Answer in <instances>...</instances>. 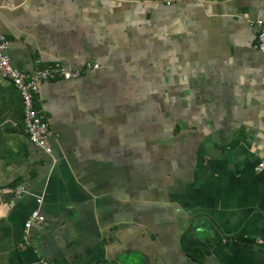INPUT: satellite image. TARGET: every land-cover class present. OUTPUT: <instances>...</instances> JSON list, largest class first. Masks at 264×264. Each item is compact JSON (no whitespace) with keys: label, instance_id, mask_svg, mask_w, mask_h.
I'll return each mask as SVG.
<instances>
[{"label":"crops","instance_id":"1","mask_svg":"<svg viewBox=\"0 0 264 264\" xmlns=\"http://www.w3.org/2000/svg\"><path fill=\"white\" fill-rule=\"evenodd\" d=\"M259 19L264 0H0L13 67L81 72L35 95L51 154L0 78V187L26 189L0 197V264H264Z\"/></svg>","mask_w":264,"mask_h":264},{"label":"built area","instance_id":"2","mask_svg":"<svg viewBox=\"0 0 264 264\" xmlns=\"http://www.w3.org/2000/svg\"><path fill=\"white\" fill-rule=\"evenodd\" d=\"M168 4L175 0H166ZM257 26L256 48L264 53V21L255 20ZM9 47V41L6 35L0 33V78L9 79L20 91L23 102V120L30 137V140L40 149L48 154L52 153V147L49 137L52 134L49 122L39 112L35 105V95L40 91L41 84L48 79H72L81 75L78 70H70L62 64H52L43 69L34 72H26L15 68L10 62L6 50ZM91 66V63L88 64ZM256 171L264 172V154L255 166ZM26 191L24 186H3L0 187V197L10 195H20ZM38 204L42 203V198L37 199ZM45 220L39 209L33 211L25 222L26 229L31 228L36 223ZM41 264H52L48 259H42Z\"/></svg>","mask_w":264,"mask_h":264},{"label":"trees","instance_id":"3","mask_svg":"<svg viewBox=\"0 0 264 264\" xmlns=\"http://www.w3.org/2000/svg\"><path fill=\"white\" fill-rule=\"evenodd\" d=\"M201 255H202V253L198 256V258H200Z\"/></svg>","mask_w":264,"mask_h":264}]
</instances>
